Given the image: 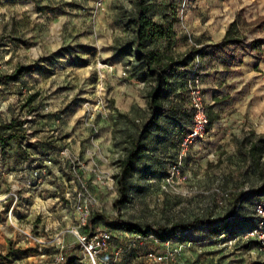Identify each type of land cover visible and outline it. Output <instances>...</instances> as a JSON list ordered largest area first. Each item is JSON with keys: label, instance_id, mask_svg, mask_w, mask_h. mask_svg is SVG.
<instances>
[{"label": "rangeland", "instance_id": "rangeland-1", "mask_svg": "<svg viewBox=\"0 0 264 264\" xmlns=\"http://www.w3.org/2000/svg\"><path fill=\"white\" fill-rule=\"evenodd\" d=\"M153 1L158 22L177 12L176 55L202 49L208 23L228 30L238 20L241 42L230 43L216 80L202 77L199 52L182 70L175 102L184 104L197 83L210 106L215 88L219 119L173 175L192 111L164 117L131 178L129 200L117 207L121 161L151 115L155 81L130 45L136 0H0V126L14 122L0 134H17L4 150L0 141V208L18 227L15 237H0V264H93L74 233L84 212L87 224L96 216L107 221L80 231L113 234L98 264L264 263V246L239 238L254 224L257 199L245 196L243 220H224L233 194L264 183V27L255 23L264 0ZM18 68L23 73L14 79ZM252 143L260 148L254 153ZM197 217L208 223L162 237L160 227ZM116 218L152 230L142 237ZM215 221L227 227L216 233Z\"/></svg>", "mask_w": 264, "mask_h": 264}, {"label": "trees", "instance_id": "trees-1", "mask_svg": "<svg viewBox=\"0 0 264 264\" xmlns=\"http://www.w3.org/2000/svg\"><path fill=\"white\" fill-rule=\"evenodd\" d=\"M158 10L159 5L153 0H136L135 12L132 18L134 35L130 45L136 52L139 60L142 62L145 74L154 78L155 81L148 92L151 115L139 131L138 135L132 139L129 148L127 149V154L121 161V171L118 175L119 197L115 201V205L117 207L129 200L132 189L131 178L143 161L145 153L148 149L149 140L152 138L155 131L160 128L161 120L170 114H175L177 116L186 112L187 109H191L189 105V98L186 102H184V104L179 102V99L178 102H175V84L182 70L186 68L192 60H194L197 52L201 54L202 49L191 47L184 54H174L171 50L170 43L177 35L176 24L179 22L177 12L174 10L171 14H165L163 22H158L154 19ZM255 23H257L260 27H264V16L259 17ZM237 24L238 20H234L231 23L219 45L227 46L232 42H241V40L236 37L238 32ZM159 40L168 42L165 49L156 46V43ZM256 47L260 48L258 41L255 42V48ZM22 73L23 69L18 68L13 74L14 79H18ZM184 108H186V110ZM209 116L210 125L216 118H219V114L210 113V109ZM188 123L189 124L181 130L180 135H182V137L189 131V127L192 125V120H189ZM13 127L14 122L12 121L10 124L0 126V129L6 128L11 130ZM16 138L17 134L15 132H11L6 136L0 134V141L3 146V150L8 141ZM250 149L254 153L260 148L257 143H252ZM247 195L257 199L254 203V208L258 201L264 202V183L248 192L241 191L237 195L233 194L231 196L233 200L232 207L224 217V220L234 217L235 215H237L235 218H238V215H240L239 218L243 220L241 217L242 213L240 214V208L245 196ZM97 219L107 221L103 216H96L91 218L85 227H90L94 220ZM115 221L124 229L131 232H137L142 237H147L152 230L150 225L143 226L137 222H124L120 218H116ZM258 221L259 217L254 211V224L246 231L255 227L258 224ZM199 223L206 224L208 223V220L197 217L190 221L176 222L170 226L160 227L159 230L162 237L171 238L177 231L190 229ZM211 227L214 228L216 233H218L227 227V225L225 223L220 224L218 221H215Z\"/></svg>", "mask_w": 264, "mask_h": 264}, {"label": "built area", "instance_id": "built-area-1", "mask_svg": "<svg viewBox=\"0 0 264 264\" xmlns=\"http://www.w3.org/2000/svg\"><path fill=\"white\" fill-rule=\"evenodd\" d=\"M189 103L192 109V125L188 132L181 139V152L179 160L172 166L173 175L180 170L183 157L187 150L197 140L208 133L210 127L209 109L205 102V96L202 88L197 83H190L188 89ZM172 179V175L169 177ZM255 214L259 217L258 224L252 229L243 232L239 238L246 240H256L264 246V202L258 201L254 208ZM88 212L81 216L78 228L85 227L88 221ZM74 230L75 235L84 251L88 254L93 264H98L100 255L108 250L112 244L113 234L109 230L95 229L90 233L82 232L79 229ZM149 257H155V253L150 252ZM63 259L62 253L58 261ZM58 264V262L54 263Z\"/></svg>", "mask_w": 264, "mask_h": 264}, {"label": "crops", "instance_id": "crops-1", "mask_svg": "<svg viewBox=\"0 0 264 264\" xmlns=\"http://www.w3.org/2000/svg\"><path fill=\"white\" fill-rule=\"evenodd\" d=\"M203 27H204L202 29L203 35H202V40H201L202 41L201 45L203 47H202V52L200 55V59L202 62L201 75L203 78L204 76H207L208 78L216 80L223 66L222 57L225 56L226 53L231 51L230 48H233V46L231 44L230 46L229 45L227 46L219 45L225 36L226 30H227L226 25L223 24L221 27H218L215 29L210 23H208L206 26H203ZM176 37H178V35ZM233 55L234 54H232V56ZM203 85H204V80H203ZM211 85L212 84L209 83L208 85L209 87L206 90L208 95L211 90L210 88ZM212 89H213V96H212V103L209 106L210 113L219 114L218 112L220 111V108H219L220 95L216 93L215 88H212ZM218 119L219 118H216L214 121H217ZM0 185H1V181H0ZM4 208L5 206H2V209L0 208V218H1L0 219V237L3 239H7L13 236L14 237L16 236L18 227L14 226L15 224L12 222V220H10L7 217V213L4 211ZM9 223L13 225L14 230H11V228H7V225H9Z\"/></svg>", "mask_w": 264, "mask_h": 264}]
</instances>
